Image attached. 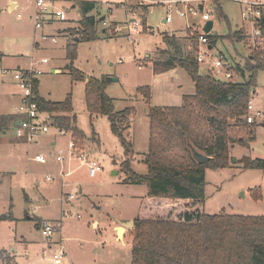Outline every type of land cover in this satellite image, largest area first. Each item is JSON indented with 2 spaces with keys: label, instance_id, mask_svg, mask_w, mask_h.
<instances>
[{
  "label": "rangeland",
  "instance_id": "1",
  "mask_svg": "<svg viewBox=\"0 0 264 264\" xmlns=\"http://www.w3.org/2000/svg\"><path fill=\"white\" fill-rule=\"evenodd\" d=\"M49 1L56 12H66L67 20H51L52 24L35 28L32 17L35 0H20L19 9L14 11L9 10L7 0H0V214L8 213L12 208L15 217L0 222V249L5 255L0 256V264L8 255L12 257L10 264H56L53 258L56 244L48 241L36 226V222L43 218L63 220L61 234L67 250L66 264H131L133 228L118 236L116 225L132 220L141 209L151 206L148 204L151 202L147 197L148 186L126 182L127 174L122 164L126 158L125 149L113 132L109 117L88 110L85 82H74L66 70L70 63L67 44L74 41L79 29V5L73 7L71 0ZM97 1L105 8H100L96 15L101 20L105 17L106 23L98 25L101 33L98 40L78 43L74 66L86 75L112 79L107 93L114 99L117 111L133 107L134 113L129 117V128L125 133L134 148L131 166L135 172L146 174L148 166L144 162V153L149 149L150 138L148 108L150 105L179 106L184 94L195 91L190 75L183 68L159 74L153 72V58L163 56L154 51L157 46H164L163 35L174 31L179 37L185 36L189 30L187 20L176 14L174 6L173 21L162 22L168 10L164 0H156L160 3L149 10L147 17L136 0L132 4L137 8L133 14L125 12L114 1ZM245 1L210 0L205 3L215 23L212 34H217L228 45L223 48L226 53L234 54L236 47L242 49L241 44H231H235L236 39L229 38L228 34L238 25H243L240 31L244 33L249 28V23L241 17ZM248 1L264 3V0ZM221 2L227 19L218 13L217 4ZM110 6H115L112 15L107 10ZM132 16L142 23L146 20L149 28L143 27L141 32L132 33L129 26ZM199 24L200 18L195 19L194 25ZM68 26H71L70 34L66 35L63 29ZM102 30L107 32L105 37ZM53 38L57 41L54 42ZM244 46L242 65L254 54L252 47ZM216 50L219 51L217 47ZM18 54L22 66H29L30 61L38 62L43 57L50 59L39 77L40 93L52 101H63L71 93L76 125L85 133L82 148L103 167L96 177L89 176L87 167L77 159H73L69 166L68 157L60 163L54 158L48 163L33 159L39 152L53 157L52 154L60 149L69 151L71 132L58 133L57 128L52 127L49 135L38 144H28L17 136L14 125L19 93L11 76H3L1 70L16 68ZM52 67H60L62 71L52 72ZM200 71L214 70L201 63ZM142 86L151 88L150 102L138 92ZM3 89L15 91L17 96L10 97ZM253 101L263 115L255 118L256 138L251 147L231 144L229 153L233 161L230 166L206 171L204 207L208 214L226 211L264 215V170L245 169L243 159H264V70L259 73ZM53 139H56V145L51 146L49 143ZM60 171L70 172L66 179L68 184L63 188ZM48 174L53 175L55 181L47 182ZM66 194H74L76 198L65 202L62 198ZM164 203L158 208L162 209Z\"/></svg>",
  "mask_w": 264,
  "mask_h": 264
},
{
  "label": "trees",
  "instance_id": "2",
  "mask_svg": "<svg viewBox=\"0 0 264 264\" xmlns=\"http://www.w3.org/2000/svg\"><path fill=\"white\" fill-rule=\"evenodd\" d=\"M78 5L81 19L74 35L78 39L67 44L70 75L73 81L85 82L88 110L109 117L112 130L125 149L126 158L122 164L127 174L126 182L147 184V197L151 199L148 203L151 206L141 209L134 218L131 264H264V215L226 211L208 214L204 207L207 169L229 167L233 161L230 145L237 143L250 148L256 138L254 128L257 124L249 123L246 115L258 86L259 73L264 70L263 54L254 53L243 65L231 66L240 73V80H221L212 67L213 72L200 71L195 37L185 35L191 48L184 53L180 38L166 34V39L170 38L166 41L173 50L153 59L154 73L180 66L190 75L195 91L184 95L183 104L179 106L150 105L149 149L144 153L148 172L139 174L132 169L134 148L125 135L133 107L117 111L114 99L107 93L112 79L88 76L74 66L78 43L98 40L101 37L98 25L102 22L98 15L91 14L97 8L95 1H79ZM217 8L220 17L227 19L222 6L217 4ZM144 27L148 28L146 20ZM208 36L211 44L220 38L212 33ZM228 36L245 39V33L240 30H230ZM38 84L39 79L35 90L41 108L51 114L56 127L71 132L82 147L85 133L76 125L71 93L63 101L48 100L40 96ZM138 92L147 102L151 101L149 86L139 87ZM195 151L210 159L198 163ZM243 159L245 169L264 170V159ZM162 202H165L164 207L159 209ZM12 219H15L12 208L0 214V222ZM0 256H5L1 249ZM11 260L8 255L3 264H10Z\"/></svg>",
  "mask_w": 264,
  "mask_h": 264
},
{
  "label": "built area",
  "instance_id": "3",
  "mask_svg": "<svg viewBox=\"0 0 264 264\" xmlns=\"http://www.w3.org/2000/svg\"><path fill=\"white\" fill-rule=\"evenodd\" d=\"M106 2L114 1L113 3L120 4L125 12H131L133 14L137 8H133L132 4L134 0H104ZM139 7L143 8L142 14L147 17V13L154 6L160 2L156 0H136ZM206 1L210 0H164L163 3L167 4V16L164 18V23H171L173 21L174 6H176V14L187 20L186 35L195 37L198 42L197 61L201 64L206 60H211L212 68L217 78L221 80L238 81L241 78L240 73L235 69L232 70L230 64L224 60L223 56H215L211 46V41L208 36L209 33L204 31L207 21L212 19V13L205 5ZM193 2H197L194 4ZM245 7L241 12V17L244 22L249 23V28L245 31V43L254 49V53H261L264 56V3L251 2L246 0ZM203 5V9H201ZM113 8L110 6L107 10L112 15ZM55 13L56 17L60 20H66L67 14L65 11L55 12L52 9V5L48 0H36L35 12L32 15L34 18L35 28H41L47 24L51 16ZM21 15L20 13L18 14ZM200 18V24L195 26L194 20ZM201 20L203 23H201ZM102 23H106L105 17L101 20ZM193 23V24H191ZM194 25V26H193ZM129 26L131 32H141L144 27L140 20H137L135 16L130 17ZM149 28V27H148ZM214 29V27H213ZM212 29V30H213ZM212 33V31L210 32ZM132 39V38H131ZM54 42L56 38L52 39ZM50 62L48 57L41 58L38 62L32 60L28 67L20 68H2L1 72L3 76L10 75L18 90L20 101L16 107V122L15 130L19 138L23 139L28 144H38L41 139L50 133L52 127H56L53 124L51 114L41 108L38 101V93L36 92V81L40 75L44 73L43 66ZM263 112L258 110L254 101L250 100L248 104V113L246 119L249 123L256 121L257 116H262ZM58 133H66V131L59 129ZM72 137V136H71ZM53 157H49L45 153H37L33 159L39 163H48L52 158L57 162H62L68 157L67 161L70 162L73 159H77L88 169L89 176L96 177L103 171L101 163L94 157L80 147L73 137L69 142V151L60 149L52 154ZM62 187L67 184V177L70 176V172L60 171ZM55 177L51 174L46 176L47 182L55 181ZM38 184L42 185L43 182ZM76 198L74 194H66L62 199L67 202ZM62 219H42L39 221L38 229L42 235L51 243L56 244V248L53 251V258L56 264H66L65 258L67 257V250L65 246V240L62 237Z\"/></svg>",
  "mask_w": 264,
  "mask_h": 264
},
{
  "label": "crops",
  "instance_id": "4",
  "mask_svg": "<svg viewBox=\"0 0 264 264\" xmlns=\"http://www.w3.org/2000/svg\"><path fill=\"white\" fill-rule=\"evenodd\" d=\"M36 1V0H35ZM51 1H53V0H51ZM71 1H73V7H76L77 5H78V3H79V1H95L96 3H97V8L91 13V14H98V11L100 10V8L102 9V7L103 8H105L104 6H102L103 4H102V2H101V4L99 3L100 1H97V0H71ZM48 2H50L49 0H48ZM54 2V1H53ZM7 3H8V7H9V10H11V11H14L15 9H19V6L21 5V2H20V0H7ZM51 3V2H50ZM52 4V3H51ZM221 6H222V9H223V5H222V2H221V4H220ZM54 11L56 12V10L54 9ZM95 11H97V12H95ZM223 12L225 13V11H224V9H223ZM225 15H226V13H225ZM227 16V15H226ZM98 17H100V16H98ZM227 18H228V16H227ZM51 20H58V18L56 17V15H55V13L51 16V19H49V21H48V23L47 24H50L51 22ZM67 20V19H66ZM78 21H80V19L78 20ZM163 21H164V18H163ZM162 21V22H163ZM52 24V23H51ZM214 25H215V23H214ZM72 26V25H71ZM71 26H68L67 28H65V29H63L64 30V32H65V34L66 35H68V34H70V29H71ZM79 26H80V24H79ZM148 26V25H147ZM243 25H238L236 28H234V29H231L232 31H238V30H241L240 28L242 27ZM149 27V26H148ZM234 31V32H235ZM69 32V33H68ZM102 32H103V36L105 37V35H106V33L107 32H105V30H102ZM166 34L170 37V36H176V37H178V38H180V43L182 44V47H183V49H184V53H187L189 50H190V48H191V44H189L190 43V41L189 40H187L186 38H185V36L183 35L182 37H179L178 35H177V33H175L174 31H172L171 33L170 32H166L164 35H163V37H162V40H164L165 42H163V44H164V46H160V47H158L157 46V48L154 50V51H156V53H158V52H160L163 56L162 57H164L165 55H166V53L167 52H171L173 49L171 48V46L169 45V43H167V39H166ZM217 35V34H216ZM220 36V35H219ZM223 36V35H222ZM76 39V38H75ZM75 39H74V41H75ZM168 40H170V38L168 39ZM67 41H69V39H68V36H67ZM77 41V40H76ZM225 41H223V40H221V38H219L218 40H217V42L215 43V44H211V46H212V49H213V54L215 55V56H223L224 57V60L226 61V62H228L229 64H230V66H232V67H236V65H237V63H240V64H242L241 63V60L244 58V54H245V40H236V43L235 44H233V43H231L232 45H234V46H236L237 44H241L242 45V49H239L238 47H236L235 48V53L234 54H231V53H226V50H224L223 48L224 47H228V45L227 44H225L224 43ZM230 44V45H231ZM36 45H38V43H36ZM220 46H221V48H220ZM196 47H197V45H196ZM216 47L218 48V50L219 51H217L216 50ZM161 48V49H160ZM160 49V50H159ZM156 53H154V54H156ZM159 54V53H158ZM230 54V55H229ZM19 56H20V54H18V62L16 63V65H15V67L16 68H20V67H28V66H22V64L19 62L20 61V58H19ZM22 56V55H21ZM148 56H150V55H148ZM23 57V56H22ZM17 58V57H16ZM32 58V57H31ZM31 58H30V60H31ZM151 58V57H150ZM155 58H157L156 57V55H155V57L153 58V59H155ZM161 58V57H160ZM2 59L0 58V61H1ZM31 62V61H30ZM203 64H205V66L208 68V67H212V63H211V60H206ZM67 67V66H66ZM52 69V72H59V71H62L61 70V68L59 67V68H51ZM174 69H181V67L180 66H177L176 68H174ZM67 70V72L68 73H70L69 71H68V69H66ZM154 72V71H153ZM155 74V73H154ZM89 76V75H88ZM73 80V79H72ZM75 82V81H74ZM194 83V82H193ZM39 84H40V79H39ZM39 84H38V92H39V94H40V96H42V94L40 93V90H39ZM14 85H15V83H14ZM86 86V85H85ZM16 87V86H15ZM17 89V88H16ZM3 91H4V93H8L9 94V96L10 97H13V96H17V94H16V92L14 91V93L12 92V91H10V89L9 90H6V89H3ZM18 93V92H17ZM15 94V95H14ZM184 95H186V94H184ZM184 95H183V101H184ZM42 97H44V96H42ZM45 98V97H44ZM17 99L20 101V97H19V94H18V96H17ZM183 101H182V103H181V105L183 104ZM19 103V102H18ZM74 113V112H73ZM76 122H77V117H76ZM63 134H68L67 132L66 133H63ZM70 134V133H69ZM49 135V134H48ZM71 135V134H70ZM51 146H54V145H56V139H53V140H51L50 141V143H49ZM70 163H71V161L68 163L67 162V166H69L70 165ZM65 168V167H64ZM37 183H39L38 181H37ZM67 184H68V182H67ZM61 187H62V182H61ZM63 188V187H62ZM139 213V212H138ZM138 215V214H137ZM136 215V216H137ZM44 219V218H43ZM134 219V218H133ZM36 224H37V222H36ZM121 225V223L120 224H118V225H116V229H117V227L118 226H120ZM119 236V235H118ZM51 245V244H50Z\"/></svg>",
  "mask_w": 264,
  "mask_h": 264
},
{
  "label": "water",
  "instance_id": "5",
  "mask_svg": "<svg viewBox=\"0 0 264 264\" xmlns=\"http://www.w3.org/2000/svg\"><path fill=\"white\" fill-rule=\"evenodd\" d=\"M200 7H201V9H203V5H201ZM213 27H214V21L211 19V20L207 21V23L205 24L204 31L206 33H210L212 31ZM194 157L198 163H203V162H206L207 160L210 159L209 156H207L201 152H197V151L194 152ZM132 228H134V219L129 220V221H125V222H121V225L117 227L118 235L121 236V235H123V233L126 232L127 229H132Z\"/></svg>",
  "mask_w": 264,
  "mask_h": 264
}]
</instances>
